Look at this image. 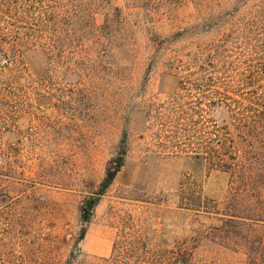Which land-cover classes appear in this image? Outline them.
Here are the masks:
<instances>
[{
  "label": "rangeland",
  "instance_id": "rangeland-1",
  "mask_svg": "<svg viewBox=\"0 0 264 264\" xmlns=\"http://www.w3.org/2000/svg\"><path fill=\"white\" fill-rule=\"evenodd\" d=\"M261 19L264 0H0V264L94 263L122 230L137 264H264V142L212 97L264 96ZM214 125L244 178L193 153Z\"/></svg>",
  "mask_w": 264,
  "mask_h": 264
},
{
  "label": "trees",
  "instance_id": "trees-1",
  "mask_svg": "<svg viewBox=\"0 0 264 264\" xmlns=\"http://www.w3.org/2000/svg\"><path fill=\"white\" fill-rule=\"evenodd\" d=\"M264 21V19H261ZM212 97L214 100L218 101L219 104H223L225 107L229 109V111L232 113L233 121L237 123L236 129H243V132H240L237 135L240 140H243L245 138H249L250 135H244V129L250 127V129H256L257 132L253 134L252 136L258 137L260 139L259 141L264 142V111L256 110L252 106L259 104L260 102V107L264 106V96H255L256 98H252L253 100L252 106H248L250 110H246V105H244L243 101L239 102L231 96L228 95V93H222V92H214L212 94ZM250 101V100H249ZM224 132H221L223 131ZM213 138H211V144L210 146L205 150V148H197V149H202V152L197 151L193 152L196 155V158H199L200 153L206 156L204 159L207 161L209 166L211 168H216V169H221L225 172L231 171L233 173L234 178L237 180H240V178H244V176L240 177L241 172L244 170V162L243 158L240 155V147L238 144L235 142L234 138H232L231 134L228 133L225 129L223 128H218L217 126L214 125L213 133H212ZM125 152L121 153L120 156L113 161V165L111 164L110 167L107 169L105 178L101 184V189L94 193L91 197L85 199L83 202V205L81 207V221L83 223H87L91 217L92 211L94 207L98 204L99 199L102 195V193L108 188V186L112 183L113 179L115 178L116 174L119 172L120 167L122 166L123 163V155ZM254 154L252 158H250L249 165H253L254 161L256 160L257 153H252ZM264 155L260 152H258V155ZM258 161L264 163V159L261 160L257 159ZM252 167V166H251ZM254 172V175L256 177V174L261 173V169L256 167L253 168V171L251 174L248 175V178L251 179V175ZM231 173V174H232ZM258 176V175H257ZM253 198H257L258 201H262L260 195H254ZM180 201L184 203L186 207H202V198L200 196V192L196 194H192L191 196L184 197L182 196L180 198ZM237 201V199H236ZM225 210L226 209H234V214L229 215L230 220L232 223H235L237 226L244 224L245 219L253 220L258 222L260 213L256 214V218L250 219L248 217H242L238 216L239 214L236 212L237 209L239 208V204L236 203L234 205L231 204H226L224 203ZM260 204V203H259ZM227 205V206H226ZM215 207V206H213ZM223 229H218V232H221ZM85 234L84 228L82 229V235L80 236V240L83 239ZM142 246V243L140 241V238L137 237L133 232H126L125 230H122L116 237L114 243H113V248H112V254L111 257L108 259H102L94 263H88L86 261H81L80 264H137V250L138 247ZM79 253V250L76 249V253H73V255H70L69 258V263L74 261L78 256L77 254Z\"/></svg>",
  "mask_w": 264,
  "mask_h": 264
}]
</instances>
